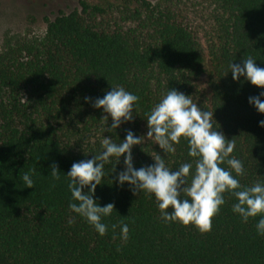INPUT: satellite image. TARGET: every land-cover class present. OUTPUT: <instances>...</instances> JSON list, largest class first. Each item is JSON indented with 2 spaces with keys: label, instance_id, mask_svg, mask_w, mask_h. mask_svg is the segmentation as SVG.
Here are the masks:
<instances>
[{
  "label": "trees",
  "instance_id": "obj_1",
  "mask_svg": "<svg viewBox=\"0 0 264 264\" xmlns=\"http://www.w3.org/2000/svg\"><path fill=\"white\" fill-rule=\"evenodd\" d=\"M45 21L42 36L5 35L0 47V264H264L260 217L242 222L227 192L210 231L166 223L153 195L118 184L124 156L113 157L94 196L115 205L100 236L69 208L65 176L102 151L104 136L119 143L128 130L145 137L131 149L134 168L159 154L173 170L192 162L194 171L184 138L167 155L147 138V114L175 89L213 111L214 127L234 139L241 185L264 182V113L249 104L264 88L229 69L248 57L264 68V0H79ZM115 86L140 97L138 115L133 108V121L105 131L112 119L93 102ZM25 172L34 187L23 184Z\"/></svg>",
  "mask_w": 264,
  "mask_h": 264
},
{
  "label": "clouds",
  "instance_id": "obj_2",
  "mask_svg": "<svg viewBox=\"0 0 264 264\" xmlns=\"http://www.w3.org/2000/svg\"><path fill=\"white\" fill-rule=\"evenodd\" d=\"M229 69L234 80L243 76L251 84L264 88V68L258 67L252 57L244 58L242 63L231 62ZM85 100L87 102L91 98L85 97ZM139 100V96L123 86H115L102 98H96L93 107L103 109L108 114L102 120L107 121L111 117V126L105 131H112L119 128L122 122L134 120L133 108L137 114ZM249 104L259 113H264V92L249 97ZM146 120L147 138H153L166 155L175 152L174 144H179L181 138L187 141L188 155L196 158L194 171L192 162L182 163L173 170L159 154L153 157L154 164L136 169L131 149L142 144L145 137H137L128 130L125 138L116 143L104 136L102 151L92 159L73 163L64 174L68 178L72 201H75L69 203L71 211L86 219L100 236L106 234L108 225L103 218L112 214L115 205L108 203L101 206L94 199L95 190L106 175L105 165L111 164L113 157L118 163L120 157L124 156L125 167L117 175L118 184L123 186L127 182L134 195L144 192L153 195L164 222L191 224L201 232L210 231L212 218L225 204L224 193L227 192L235 198L232 211L240 216L242 222L260 217L256 230L258 235H264V182L241 185L236 177L245 174L243 162L231 156L236 147L235 141L226 139L214 127L213 111L202 110L191 96L169 89L147 114ZM259 126L264 127V120L259 121ZM224 164L228 167L221 166ZM50 167L51 177L60 180L58 165L52 164ZM22 182L25 187H34V180L28 172L22 176ZM85 188L88 190L84 191ZM112 227L115 229L116 225ZM119 227L121 238L126 240L128 224L121 223Z\"/></svg>",
  "mask_w": 264,
  "mask_h": 264
},
{
  "label": "rangeland",
  "instance_id": "obj_3",
  "mask_svg": "<svg viewBox=\"0 0 264 264\" xmlns=\"http://www.w3.org/2000/svg\"><path fill=\"white\" fill-rule=\"evenodd\" d=\"M78 1L0 0V47L5 35L42 36L46 28L45 18L53 19L61 12L72 11L78 7ZM150 1L156 2L157 0Z\"/></svg>",
  "mask_w": 264,
  "mask_h": 264
}]
</instances>
